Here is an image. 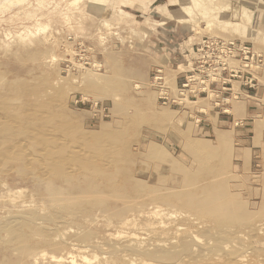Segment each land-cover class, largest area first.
Listing matches in <instances>:
<instances>
[{
  "label": "rangeland",
  "instance_id": "1",
  "mask_svg": "<svg viewBox=\"0 0 264 264\" xmlns=\"http://www.w3.org/2000/svg\"><path fill=\"white\" fill-rule=\"evenodd\" d=\"M168 1L170 0H0L2 117H21L22 111L28 109L23 107L24 93L31 92L26 98L32 103L47 102L45 111L48 119L44 125L46 130H55L54 136L59 135L61 140L64 138L63 143L60 141V152L74 157L70 148H74V151L77 145L79 151L84 147L82 153H87L95 160L108 158L116 161V171L128 173L142 187L139 194L133 197L132 186L123 181L109 193L112 195L106 198L109 203L97 204L92 198L85 197L81 198L83 201L75 199V203H78L76 200L84 203L80 209L71 201H53L59 195L51 193L53 185L43 181L18 158L14 157L13 162L0 158V264H83L81 256L90 258L91 264H158L130 251V248L137 249L138 245L128 243L129 238L138 236L142 241L153 240L151 243H155V240L167 239L166 235L180 227L190 229L194 236L197 235L196 239L200 237V240L215 232V235L223 231L248 234L255 229L252 231L254 237L251 232L237 240V252H231V257L243 259L240 257L246 255L244 259L247 260L243 259L245 264H263L264 66L254 72L259 86L253 91V95L249 96L240 89V83L233 82V95L225 107H217L215 96L206 94L183 101L181 107L164 103L159 98V88L153 78L159 72L162 73L167 87L174 95L183 76L191 70L194 49L203 38L249 44L264 59V0H186L188 13L179 18L168 10ZM164 6L166 9H161ZM137 85L139 88H136ZM56 102L61 103L60 106ZM24 139L22 134L14 137L11 133H6L0 123L1 149L6 150V147L10 148ZM24 144L27 147L28 142L24 141ZM27 148L29 154L40 149L34 143H29ZM92 153L95 156H91ZM194 159L196 160L193 161ZM191 170H194L193 174L196 172L198 179L195 178L196 175H192ZM184 171L185 176L182 175ZM212 171H215L214 174H209ZM203 174L207 177H203ZM221 174L223 178L220 177ZM219 177L225 183L229 182L225 189H229L230 194L238 197V200L241 198L240 201L244 199L248 207L245 209L243 205L242 210L250 215L254 213L250 218L242 211L243 217H248L247 222L245 218H240L241 220L233 219L221 225L208 223L211 228H207L210 229L207 234L206 230H198L184 220V208L182 210L176 205L156 202L159 199L157 197L173 193L174 189L175 193L180 191L181 185L194 184L192 187L190 185L191 191H194L197 187L214 184L213 181ZM235 177L237 181L234 180ZM183 181L185 184H182ZM185 188L182 187V190L189 189ZM150 190L155 195L159 193L156 199ZM64 191L66 190L61 193ZM254 192L257 193L255 196ZM114 193L117 195H113ZM122 193L131 200L127 205L134 207L132 210H138L139 206L147 204L143 206V209L146 207L144 210H139L142 215L135 216L133 213L136 211L132 210L130 214L126 213L131 216V220H135L129 225L130 229L126 227L128 230L122 227L126 226L122 218V223L115 220L119 217L116 218L115 209L110 207L117 203V208L124 209L122 201H118ZM135 198L139 202L145 198L147 200L140 205L137 202V206ZM152 200L159 208H155V205L148 206ZM128 209L129 207L125 211ZM51 214L63 216L65 222L62 219L55 220ZM12 217L17 218L19 223L9 224ZM35 221L42 226H35ZM144 222L146 225H153L145 226ZM153 226H156L154 230ZM108 227L110 231H107ZM261 227L263 231H260ZM146 229L152 232H147ZM245 237H249V240ZM244 238L250 243L247 244ZM230 239L231 236L227 238ZM239 243L243 247L249 246L241 248ZM147 245L141 247H148ZM99 246L101 249H98ZM181 248L179 243L174 249L183 255ZM111 249L113 252L110 253ZM125 250L126 255L123 254ZM105 251H108L107 254ZM210 253L211 251L206 257L211 259L216 253ZM258 253H262V261L260 257L257 258ZM183 256V264L206 262L194 259L192 253Z\"/></svg>",
  "mask_w": 264,
  "mask_h": 264
},
{
  "label": "bare ground",
  "instance_id": "2",
  "mask_svg": "<svg viewBox=\"0 0 264 264\" xmlns=\"http://www.w3.org/2000/svg\"><path fill=\"white\" fill-rule=\"evenodd\" d=\"M169 2V3H168ZM168 10L172 12V14L174 16H176L177 18H179V16H183V15H187L188 13V8L186 6V0H170L168 1ZM14 5V4H13ZM166 9V7H162L161 9ZM229 8V7H228ZM160 9V10H161ZM224 9V8H221V10ZM165 11V10H164ZM167 11V10H166ZM4 20V19H3ZM6 21V20H5ZM44 64V63H43ZM77 66V65H76ZM94 67V66H93ZM87 70V69H86ZM92 73V72H91ZM90 73V74H91ZM98 74V73H97ZM96 74V75H97ZM95 75V74H94ZM94 84V83H92ZM136 88H139V86L137 85ZM34 94V91L31 90ZM30 92V91H29ZM23 95V93H22ZM21 95V96H22ZM31 95V92L28 93H24V101H23V107L26 106L28 107V109L26 111H22V115L21 117L20 116H10V115H7L8 117H2V114H0V123L1 125L3 126V129L5 130L6 133H11L12 136H16V135H20L22 134V137H24L25 139L23 141H21L20 143H17V144H13V146H9L10 148H7L6 147V150H3L0 148V158L2 159H8L10 160L11 162L12 159L14 157L18 158L20 161L24 162V164L28 165V169L34 171L37 175H39L43 181L45 182H48L50 183L51 185H53V187H51V189L53 190L51 193L52 194H59L58 197H55L53 201H55L56 203H58V201L60 200H67V201H71L73 204H76L78 207H80L81 209V204H84V203H79V201L76 200V202L78 203H75L74 200L75 199H78V198H82L85 197V198H92L93 199V202L95 203H101V204H104L107 202L106 198L107 197H110L112 195H109V193L116 189L118 187V184H122V182L124 181V184H130L132 186V189H133V197H135V195L137 196V194H139V191H140V187L139 185H137L134 180L131 178V176L126 173V174H123L122 172H117L116 169L118 168L117 164H116V161H111L109 160L108 158H104L103 160H99V159H94L93 157H90V155H86V154H83L82 152V149L84 148H80V150L78 151L79 148H77V145H75L76 149L73 151L72 147L69 149L71 151V153H74V157L73 156H69V154H65V152H60V147H61V143L60 141L63 143L62 140H64V138L61 140V138H59V135L57 136H54V132L55 130L51 131V130H46V126L44 125L45 122H47V116H46V108H47V102H40V103H32V101L28 100L26 97H29ZM2 97V96H0ZM5 97V96H4ZM3 98V97H2ZM2 100V99H1ZM95 101V100H94ZM56 103H59V102H56ZM61 103H59V106H60ZM63 104V103H62ZM96 104V103H95ZM63 106V105H61ZM11 107V106H10ZM41 108V109H40ZM60 108V107H59ZM7 111V110H6ZM4 112V111H3ZM5 113V112H4ZM7 113V112H6ZM2 119H6L5 121H1ZM129 122V120H128ZM132 122V121H131ZM130 123V122H129ZM62 124V123H61ZM134 124V123H133ZM67 125V124H65ZM64 126V125H63ZM119 129V128H117ZM123 129V128H122ZM57 130V129H56ZM59 130V129H58ZM69 130V129H68ZM48 132V133H47ZM53 133V134H52ZM60 136L61 133H60ZM58 137V138H57ZM63 137V136H62ZM99 137V136H98ZM109 139V138H108ZM165 139V138H164ZM163 139V140H164ZM24 141L27 143L28 142V145L29 143L32 144H36L38 147H40L39 151H37L36 153H30L29 154V150H28V145L26 147V145L24 144ZM29 141H33L32 143L29 142ZM66 141V140H65ZM68 141V140H67ZM85 142V141H84ZM97 144V143H96ZM94 144V145H96ZM109 145V144H108ZM80 146H83L80 144ZM1 147V145H0ZM66 147V146H65ZM107 147V145L105 146ZM209 148H211L212 146H207ZM204 146V148H207ZM110 148V147H108ZM132 148L134 149V147L132 146ZM139 148V147H138ZM137 148V149H138ZM203 148V149H204ZM112 149V148H111ZM118 150V149H117ZM129 150V149H128ZM150 150V149H149ZM211 150V149H209ZM111 151V150H110ZM136 151V150H135ZM138 151V150H137ZM167 151V150H166ZM208 151V150H207ZM212 151V150H211ZM103 152V151H102ZM151 152V150H150ZM206 152V151H205ZM146 153V152H145ZM144 153V154H145ZM210 153V151H209ZM94 154L92 153L91 156H93ZM95 156V155H94ZM108 156V155H107ZM141 157V156H140ZM133 158V157H132ZM150 158V157H149ZM139 159V158H138ZM142 159V158H141ZM143 160V159H142ZM141 160V161H142ZM196 159H194L193 161H195ZM174 161V160H173ZM144 162V161H142ZM224 162V161H222ZM137 163V162H136ZM167 163V162H166ZM174 163V162H173ZM179 163V162H178ZM197 163V162H195ZM134 164V163H133ZM150 164V163H149ZM169 164V163H168ZM172 163H170L169 165H171ZM200 165V163H198ZM137 165V164H136ZM174 165H176L174 163ZM191 165V164H190ZM219 165V164H218ZM225 166L227 164H224ZM229 165V164H228ZM232 165V163H231ZM230 165V166H231ZM117 166V168H116ZM142 166V165H141ZM198 166V165H197ZM200 166H203L202 164ZM233 166V165H232ZM235 166V165H234ZM233 166V167H234ZM171 167V166H170ZM190 167V166H189ZM196 167V166H195ZM223 167V166H222ZM116 168V169H115ZM180 168V167H179ZM199 168V167H198ZM197 168V169H198ZM221 168V167H220ZM225 167H223L224 169ZM232 168V167H229V169ZM188 170V168H186ZM196 169V170H197ZM234 169V168H233ZM122 170V169H121ZM177 170H178V167H177ZM200 170V169H199ZM209 170V169H208ZM222 170V168L220 169ZM226 170V169H225ZM264 170V169H263ZM129 171V170H128ZM151 171V170H150ZM174 171V169H173ZM194 170H191L190 172H192ZM204 171V170H203ZM216 171V170H215ZM214 171V172H215ZM245 171V170H244ZM131 172V171H130ZM129 172V173H130ZM189 172V173H190ZM200 172V171H199ZM197 172V173H199ZM207 172V171H206ZM213 172V171H212ZM209 172V174H214V172ZM235 172V171H234ZM173 173V172H172ZM175 173H176V170H175ZM178 173V172H177ZM217 173V171L215 172ZM221 173V172H220ZM226 173V172H224ZM237 173V171H236ZM131 174V173H130ZM143 174V173H142ZM201 174V173H200ZM208 174V176H209ZM227 174V173H226ZM174 175V174H173ZM172 175V176H173ZM176 175V174H175ZM185 176V171L183 172V174ZM187 175V174H186ZM192 175L195 177L196 175V172L193 174L192 172ZM204 176L203 177H207V175L205 176V174H203ZM217 175V174H216ZM236 175V174H235ZM238 175V174H237ZM244 175V174H243ZM183 176V177H184ZM213 176V175H212ZM246 176V175H245ZM244 176V177H245ZM145 177V176H144ZM143 177V178H144ZM179 177V176H178ZM222 174H221V176ZM220 177L217 179V180H214L213 182H215L214 184L212 185H208V186H201V187H197L196 190L194 191H191L190 189V182H189V186H182L181 185V190L178 191V192H174V190L172 191L170 188V190L173 192H169L166 193L167 195L166 196H162L161 198L160 197H157L159 198L158 200L156 199V195H159V193L157 192L158 191V188L155 195V192L153 193L152 190H150L154 195H155V199H156V202H159V203H164L165 205L166 204H170V205H176L178 207H181L182 210L184 208V212L186 211L185 213V217H184V220H186L187 222H189L191 225H194V227L196 229H203L204 231L206 230V233L208 234L210 229H207V228H211V224L209 225L208 223H214V224H224V223H227L229 220H233V219H243L245 218L244 220H246L245 222H247L248 220V217L250 216H253L254 213H252V215H250L249 213H246L245 210L244 212L246 213V216H248L247 218L246 217H243L242 213L244 214V212H242V207L244 205V208L246 209V205L244 203V199L242 201L241 198L240 200H238L239 198L232 194H230L228 191L225 189L226 186V183L229 184V182H226L225 183V180L224 179H220ZM229 177V176H228ZM264 177V176H263ZM149 178H150V175H149ZM148 178V179H149ZM182 178V177H181ZM181 178L179 179L181 181ZM197 175H196V177ZM185 179V178H184ZM232 179H233V176H232ZM243 179V178H242ZM247 179V178H246ZM136 180V178H135ZM234 180L237 181L236 177L234 178ZM159 181V180H158ZM175 181V180H174ZM188 181V180H187ZM205 181V179H204ZM248 181V180H247ZM137 182V181H136ZM141 182H144L143 180ZM146 182V181H145ZM186 182V181H185ZM197 182V180H196ZM232 182V180H231ZM235 182V181H234ZM245 182V181H244ZM142 184V183H141ZM144 184V183H143ZM182 184H185L184 181ZM188 185V182L186 183ZM227 184V185H228ZM231 184V183H230ZM237 184V183H236ZM240 184V183H239ZM153 185V184H152ZM242 185H244L242 183ZM248 185V184H246ZM245 186H242V189ZM194 186L191 185V187ZM231 186L233 187V184H231ZM236 186V185H235ZM126 187V186H124ZM123 187V190L125 191V188ZM182 187L187 189V187L189 189H187L186 191H184V189L182 190ZM250 187V186H249ZM146 188H148V186H146ZM167 188V187H166ZM231 188V187H230ZM248 188V187H247ZM252 188V187H250ZM249 188V189H250ZM164 189V188H162ZM235 189V188H234ZM241 189V190H242ZM248 189V190H249ZM63 190H66L64 192L61 193V191ZM121 190V189H120ZM166 190V189H165ZM177 190V189H176ZM231 190V189H230ZM239 190V189H238ZM256 190V189H255ZM154 191V189H153ZM168 190H166L167 192ZM233 191V190H231ZM243 191V190H242ZM251 191V190H250ZM249 191V192H250ZM116 192V191H114ZM162 192V191H161ZM234 192V191H233ZM253 192V190H252ZM171 193V194H170ZM236 193V192H235ZM233 193V194H235ZM240 193V192H239ZM242 193V192H241ZM124 193L120 194L119 198L120 200H118L119 202L122 201V205H124V209H119L117 207L118 204L117 203H113V205L111 204V208L115 209L114 210V215L116 216V218L118 219H115V220H119V221H123L124 225L126 226H122L123 228L125 227H129L130 229V226L131 224H133V222L135 221L134 219H130V217L126 214L127 212L129 213L133 208L132 206L130 205H127L129 203H131V200H129V198H127L125 195H123ZM152 194V196L154 197V195ZM244 194V193H242ZM251 194V193H249ZM257 193L254 192V196L256 195ZM263 194V193H262ZM78 195V196H77ZM113 195H117L116 193H114ZM141 195V194H140ZM164 195V194H163ZM253 195V193H252ZM260 195V194H259ZM64 196H66L67 198L64 199ZM150 196V195H149ZM151 196V197H152ZM258 196V195H257ZM261 196V195H260ZM54 197V196H53ZM74 197H77V198H74ZM81 199V200H82ZM117 199V197H116ZM146 199V198H145ZM144 200H141L143 203H144ZM154 199V198H153ZM246 199V198H245ZM255 199V197H254ZM253 199V200H254ZM258 199V197H257ZM88 200V199H87ZM106 200V201H105ZM136 201V198L134 199ZM138 200V199H137ZM147 200V199H146ZM250 200V198H249ZM248 200V202H249ZM63 201V202H64ZM83 201V200H82ZM116 201V200H115ZM133 201V204H135ZM154 200H152L151 203L148 204V206H151V205H155ZM81 202V201H80ZM140 203L142 204V202H139L136 201V203ZM247 202V200L245 201ZM253 202V201H252ZM89 203V202H87ZM109 203V202H107ZM138 203H137V206H138ZM244 203V204H243ZM256 203V202H255ZM126 204V205H125ZM146 203L142 204V206H139L140 209L138 210H132L133 211H136L134 214H136L135 216H137V214L139 215H142V212L139 211V210H142L143 209V206H145ZM247 204V203H246ZM254 204V202H253ZM257 204V203H256ZM88 205V204H87ZM132 205V204H131ZM147 205V204H146ZM161 205V204H160ZM83 206V205H82ZM154 206V207H155ZM174 206V207H176ZM257 206V205H255ZM127 207H129L128 210L125 211V209ZM261 207V206H260ZM259 207V208H260ZM96 208H99V207H96ZM95 210H98L96 209ZM146 207H144L145 209ZM152 208V207H150ZM149 210H152L150 209ZM155 208H159L158 206H156ZM250 208V207H249ZM254 208V207H253ZM143 209V210H144ZM148 209V208H147ZM168 209H170L168 207ZM173 209V208H172ZM255 209V208H254ZM263 209V208H261ZM87 210V209H86ZM85 210V211H86ZM109 210V209H108ZM167 210V208H166ZM179 210V209H178ZM248 210V209H247ZM264 210V209H263ZM82 211V210H81ZM102 211V210H100ZM99 211V212H100ZM140 213H139V212ZM173 211V210H172ZM181 211V210H180ZM249 211V210H248ZM253 211V210H252ZM256 211V210H255ZM105 212V211H104ZM101 213V214H104ZM131 212V213H132ZM156 212H157V209H156ZM161 212V211H160ZM159 212V213H160ZM260 212V210L258 211V213ZM83 213V211L81 212ZM143 213H146V211ZM148 213H151V212H148ZM146 213V214H148ZM153 213V212H152ZM168 213V212H167ZM171 213V212H170ZM183 213V212H182ZM261 213H263V211H261ZM84 214V213H83ZM111 214V213H110ZM130 214V213H129ZM249 214V215H247ZM264 214V213H263ZM55 217V220L56 218L58 220L61 221V219L63 220V216H60L58 217L57 215L55 214H51ZM100 215V214H99ZM113 214L111 216H114ZM132 215V216H133ZM138 215V216H139ZM153 215V214H151ZM165 215V214H164ZM164 215H162L164 217ZM242 215V216H241ZM262 215V214H261ZM47 216V215H46ZM104 216H110V215H104ZM114 216V218H115ZM150 216V215H149ZM154 218L156 217L155 215H153ZM171 216V215H170ZM258 216L260 217V215L258 214ZM48 217V216H47ZM106 217V218H107ZM161 217V218H163ZM176 218V216H174ZM173 217V218H174ZM11 218V217H10ZM9 218V219H10ZM19 218V217H18ZM105 218V217H104ZM111 218V217H110ZM122 218V219H121ZM151 218V216H150ZM167 218V216L165 217ZM172 218V217H171ZM241 218V219H240ZM251 218V217H250ZM256 218V216H255ZM108 219V218H107ZM121 219V220H120ZM143 219V218H142ZM152 219V218H151ZM164 219V218H163ZM181 219V218H180ZM39 220V219H38ZM51 220H54V218H51ZM54 220V221H55ZM103 220V218H102ZM113 221V219H110V221ZM139 220V219H138ZM158 220V219H157ZM182 220V219H181ZM255 220V219H253ZM64 221V220H63ZM121 221V223H122ZM151 221V220H150ZM148 221V222H150ZM243 221V220H242ZM18 222V219L17 218H14L12 217L11 220H9V224L11 223H16L17 224ZM31 222V221H30ZM65 222V221H64ZM68 222V221H67ZM107 222V221H105ZM143 222V221H142ZM159 222V221H158ZM161 222V221H160ZM249 222V221H248ZM7 223V224H8ZM19 223V222H18ZM35 226L37 224V222L35 221ZM33 223V224H34ZM112 223V222H111ZM119 223V224H121ZM137 224H139L138 222H136ZM162 223V222H161ZM182 223V222H181ZM241 223V221H240ZM12 224V225H13ZM39 224V222H38ZM37 224V225H38ZM107 224H110V223H107ZM145 224V222H144ZM149 224V226H151V224L153 225V223H147V225ZM170 224V222H169ZM246 224V223H245ZM40 225V224H39ZM111 225V224H110ZM135 225V224H134ZM133 225V226H134ZM145 224V226H147ZM14 226V225H13ZM42 226V224L40 225ZM55 226V225H54ZM141 226V225H140ZM164 226V225H163ZM171 226V225H170ZM49 227V226H48ZM107 227V226H106ZM115 227V226H114ZM117 227V226H116ZM135 227H137V225H135ZM156 227V226H155ZM154 226L152 227L155 228ZM162 227V226H161ZM166 227V226H165ZM168 227V226H167ZM173 227V226H172ZM193 227V226H191ZM258 227V226H257ZM41 228V227H39ZM44 228V226H43ZM144 228V227H143ZM142 228V229H143ZM148 229L150 227H147ZM51 229V228H50ZM108 230L107 231H110V228L108 227L107 228ZM148 229L147 232L149 231ZM151 229V228H150ZM47 230V229H46ZM58 230V229H57ZM106 230V229H105ZM126 230H128L126 228ZM136 230V229H135ZM138 230V229H137ZM154 230V229H153ZM255 230V229H253ZM251 230L250 233L248 234H244V232H240V231H233V232H218L219 235H215L217 232L213 233V234H207L203 232V234L208 237H204L202 240H200V237L199 239H196L197 235L194 236L191 232L190 229L188 230L187 228L185 227H180L178 229H176L173 233L171 232L170 234L166 235L165 237L168 236L167 239L165 240H159L156 242L155 240V243H151V241L147 242V241H142L141 238H139L138 236H131L129 238V241L128 243H131V244H136L138 245L137 249L135 248H130L131 250L130 251H134V252H137L138 256H142V258H145V260H152V261H156L158 264H183L184 261H182V256L186 254L188 255V253H192L194 255V259H198L199 261H206L205 264H245V262L243 261L244 256L243 257H240V258H243V259H239V258H232L231 257V252H233L234 250H236L237 252V247L236 245H238L237 243V240L239 241L240 238L244 237V235H250L251 232L253 231ZM263 231L262 227L260 229V231ZM49 231V230H48ZM145 231V230H143ZM51 232V230H50ZM53 232V231H52ZM134 232V231H133ZM145 232V233H147ZM149 232H152V231H149ZM154 232V231H153ZM161 232V231H160ZM122 233V232H121ZM126 233V231H125ZM130 233V232H129ZM152 234V233H151ZM163 234V232H162ZM198 234V233H196ZM252 236L254 237V233L252 232ZM124 235V234H123ZM135 235V234H134ZM147 235V234H145ZM165 235V234H163ZM114 236V234H113ZM120 237H122V235H117ZM128 236V235H126ZM229 236H231V239L230 240H227V238H229ZM125 237V235H124ZM116 238V237H115ZM247 238V240H249V237H245ZM244 238V239H245ZM114 239V238H112ZM123 239V238H122ZM126 239V237H125ZM244 239H241L240 241L241 242H244ZM257 239V238H256ZM118 240V239H117ZM243 240V241H242ZM251 240V239H250ZM246 241V239H245ZM252 241V240H251ZM247 244L250 243L248 241H246ZM181 244L182 248H181V253L183 255H181L179 252V254L177 253L178 250L174 249L178 246V244ZM245 243V242H244ZM244 243H242L244 245ZM147 244H150L149 246H151V248H149V246ZM92 245V244H91ZM141 245H147L148 247H141ZM239 247H243L241 245V243H239ZM71 246V245H70ZM77 246V245H76ZM88 246V245H87ZM86 246V247H87ZM245 246V245H244ZM247 247L249 245H246ZM245 246V247H246ZM79 247V246H78ZM84 247V246H83ZM98 247V246H97ZM100 247V246H99ZM121 247V246H120ZM126 247V246H125ZM243 247V248H245ZM246 247V248H247ZM76 248V247H75ZM81 248V247H80ZM92 249V246L90 247ZM88 247V249H90ZM94 248V246H93ZM115 248V247H114ZM128 248V246H127ZM126 248V249H127ZM241 248H239L241 250ZM254 248V247H253ZM252 248V249H253ZM77 249V248H76ZM84 249V248H83ZM86 249V250H88ZM97 249V248H96ZM95 249V250H96ZM98 249H101L98 248ZM106 249V248H105ZM113 249V248H112ZM112 249L110 250V253L112 251ZM124 249V248H123ZM133 249V250H132ZM128 250V249H127ZM244 250V249H243ZM72 251V250H71ZM75 251V250H74ZM82 251V250H81ZM84 251V250H83ZM116 251V250H115ZM114 251V252H115ZM123 251V250H122ZM129 251V250H128ZM129 251V252H130ZM180 251V250H179ZM211 251V253H216L214 255V257H212L211 259L209 257H206V254ZM215 251V252H214ZM108 252V251H105V253ZM113 252V251H112ZM117 252H119L117 250ZM134 252H132V254H134ZM230 252V253H229ZM244 252V251H243ZM242 252V253H243ZM116 253V252H115ZM114 253V254H115ZM125 253L126 255V250L125 252H123V254ZM210 253V254H211ZM107 254V253H106ZM113 254V255H114ZM128 254V253H127ZM262 254V253H261ZM261 254L258 253V257L257 258H261ZM109 255V254H108ZM107 255V256H108ZM72 256V255H71ZM75 256V255H73ZM104 256V255H103ZM107 256H104V257H107ZM133 257H135L134 255H132ZM131 256V258H132ZM236 256V255H235ZM234 256V257H235ZM238 256V255H237ZM33 257V256H32ZM31 257V258H32ZM81 262L83 264H91V259L90 258H85L83 256H81ZM123 257V256H122ZM184 257V256H183ZM38 258V257H37ZM259 258V259H260ZM23 259V258H22ZM55 259V257H54ZM61 259V257L59 258ZM58 259V260H59ZM79 259H80V256H79ZM90 259V260H89ZM96 259V258H95ZM99 259V258H97ZM96 259V260H97ZM124 259V258H123ZM134 259V258H133ZM140 259V258H139ZM194 259H190V260H193ZM263 258H261V261H262ZM29 260V259H28ZM31 260V259H30ZM38 260V259H37ZM62 260V259H61ZM128 260V258L126 259ZM135 260V259H134ZM189 260V259H188ZM245 260V259H244ZM247 260V259H246ZM245 260V261H246ZM21 261V260H20ZM19 261V262H20ZM52 261V260H50ZM73 261V260H72ZM75 261H77L75 259ZM129 261V260H128ZM187 261V259H186ZM192 261V262H193ZM261 261H259L258 263H261ZM264 261V260H263ZM262 261V263L264 264V262ZM18 262V263H19ZM22 262V261H21ZM20 262V263H21ZM68 262V261H67ZM74 262V261H73ZM78 262V261H77ZM131 262V261H130ZM151 262V261H150ZM198 262V261H197ZM36 263V261H35ZM72 263V262H71ZM132 263V262H131ZM140 263V262H139ZM24 264V262H23ZM32 264V263H31ZM75 264V262H74ZM134 264V263H132ZM144 264H147L146 262ZM153 264V263H152ZM155 264V263H154ZM196 264V263H195Z\"/></svg>",
  "mask_w": 264,
  "mask_h": 264
},
{
  "label": "built area",
  "instance_id": "3",
  "mask_svg": "<svg viewBox=\"0 0 264 264\" xmlns=\"http://www.w3.org/2000/svg\"><path fill=\"white\" fill-rule=\"evenodd\" d=\"M194 55L192 68L183 76L174 95L162 73L153 78L164 103L181 107L183 101L206 94L215 96L217 107H225L233 95V82L240 83V89L248 95L259 86L254 72L264 66V59L249 44L203 38Z\"/></svg>",
  "mask_w": 264,
  "mask_h": 264
},
{
  "label": "crops",
  "instance_id": "4",
  "mask_svg": "<svg viewBox=\"0 0 264 264\" xmlns=\"http://www.w3.org/2000/svg\"><path fill=\"white\" fill-rule=\"evenodd\" d=\"M251 93V94H250ZM250 93H249V96H252L253 95V91H250Z\"/></svg>",
  "mask_w": 264,
  "mask_h": 264
}]
</instances>
